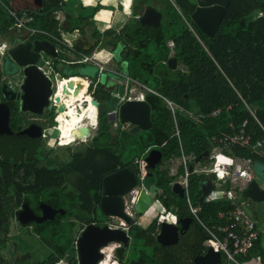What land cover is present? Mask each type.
<instances>
[{
    "label": "trees",
    "instance_id": "16d2710c",
    "mask_svg": "<svg viewBox=\"0 0 264 264\" xmlns=\"http://www.w3.org/2000/svg\"><path fill=\"white\" fill-rule=\"evenodd\" d=\"M3 1L9 3L8 0ZM149 1L162 13L161 26L157 31L144 33L131 19L119 31H104L95 41L93 49L108 48L113 52L118 45L121 46L125 74L151 90L145 92L144 100L151 108L152 127L136 135L121 132L122 140L116 141L112 123L108 124L106 115L98 117L92 136L74 150L66 149L64 175L50 173L49 179L51 184H65L68 214L73 218L75 211L80 210V223L64 224L65 249L70 247L73 250L79 228L92 223L105 224L106 217L99 208L102 179L156 150L154 165L149 164L143 179L144 187L148 191L154 187L153 199L160 203L162 210L173 211L178 219L191 218L192 221L188 230L179 235L178 243L170 247L156 243V220L152 219L145 228L131 227L130 256L125 263L194 264L196 257H202L207 252L203 246L207 237L192 217L185 197L180 198L171 190V184L184 175L183 165H179L177 173L171 175L169 164L178 160L181 154L191 157L186 163V168H192L188 174L190 202L193 207L199 208L200 221L219 236L222 234L216 229L227 224L228 213L234 205L228 199L197 203L201 195L200 182L206 175L213 181L215 177L193 172L196 164L205 166L209 163L208 157L201 156L206 151L210 153L211 139L237 133L246 121L243 130L249 137V144L228 147L223 153L249 160L254 178L264 181V1L230 0L219 30L212 39L202 34L189 20L193 7L186 0H133L132 14H140ZM67 6V2L61 0H46L42 10L26 11L32 19L27 26L57 38H60L61 31L77 29L84 34V27L91 24L89 18L92 14L85 16L80 10L77 14L71 13ZM80 9L84 7L81 5ZM56 11L64 13L62 25L55 17ZM1 17L0 32L6 34L11 21L8 24L2 13ZM36 37L55 44L46 36L36 34ZM168 42L173 43L172 48ZM171 51L177 59L174 70L166 64ZM96 80V77L91 79L90 90ZM94 89V100L104 103L107 110L111 109L114 104L110 106V91L100 82ZM237 93L253 110L262 128ZM163 99L173 102L178 108L171 112ZM216 109L219 110L217 115H209ZM175 123L179 139L174 135ZM257 142H261L260 147H256ZM62 179L64 182H61ZM223 188L228 189L229 184H224ZM256 256L264 264L262 237L245 256L237 259L243 261ZM71 264H75L73 259ZM216 264L231 263L222 256Z\"/></svg>",
    "mask_w": 264,
    "mask_h": 264
},
{
    "label": "flooded vegetation",
    "instance_id": "af4514ba",
    "mask_svg": "<svg viewBox=\"0 0 264 264\" xmlns=\"http://www.w3.org/2000/svg\"><path fill=\"white\" fill-rule=\"evenodd\" d=\"M6 20L9 24L7 16ZM17 33L11 23L6 34L0 32V264H71V259L75 264H82L87 258H83L76 250V240L82 228L78 229L72 250L70 247L65 249L64 227L67 222H81L80 210L75 211L73 218L68 214L65 207V184H51L49 174L64 175L66 149L74 150L83 142L76 140L65 146L64 141L59 142L58 134L55 133L56 140L50 145V132H55L51 126L55 118L54 109H49L46 104L40 114L21 110L19 87L23 75L6 54ZM3 43L6 49H3ZM3 84L7 85L11 93L10 99L1 93ZM25 107L39 110V106L30 103ZM88 120L93 123V116ZM92 133L89 131L87 139ZM127 197H124L125 210ZM102 215L106 219L101 226L124 231L129 238L127 243H117L119 246L113 251L111 259L112 264H126L132 243L130 228H145L151 218L137 215L133 211V215L128 214L131 223L127 225L121 219ZM105 247L102 246L98 251L101 259L97 264L103 259L102 250Z\"/></svg>",
    "mask_w": 264,
    "mask_h": 264
},
{
    "label": "water",
    "instance_id": "95a60500",
    "mask_svg": "<svg viewBox=\"0 0 264 264\" xmlns=\"http://www.w3.org/2000/svg\"><path fill=\"white\" fill-rule=\"evenodd\" d=\"M192 7L193 11L189 20L204 35L214 38L217 34L222 18L230 0H186ZM264 0H256L261 3ZM12 9L21 8L38 12L42 10L45 0H8ZM174 8L175 5L171 2ZM162 13L153 6H146L143 12L135 18V22L139 25V30L146 32H155L161 26ZM74 45L83 51H88V45L91 46L90 40L85 37L75 39ZM6 54L21 69L23 75L22 84L19 87V100L22 104V111H31L40 114L41 108L48 104L49 109L52 105L49 102L51 95V83L43 74L40 67L45 64V57L57 59L58 52L56 46L40 38H34L26 32H18L13 37V44L7 49ZM167 66L174 70L177 67V59L169 57L166 61ZM61 80L62 76L58 75ZM63 88V92L67 95L73 94L80 84L77 82H68ZM1 93L6 99H10L11 93L7 89V85L1 86ZM55 101H59L55 98ZM27 103L33 106H39V110L34 108H26ZM92 105L97 108L98 117L106 115L107 107L104 103L96 100L92 101ZM63 106L58 107V111L62 112ZM108 120L114 117L107 116ZM118 121L121 125L129 124V134L136 135L140 131H147L152 127L151 108L147 101H125L118 108ZM81 138L89 136V130L80 127ZM157 155L156 150H151L144 158L146 163L145 171L149 169V164L154 165L153 158ZM201 157H208V152L203 153ZM200 157V158H201ZM199 158L196 160L198 162ZM192 168L189 167V171ZM140 185V178L137 169L133 163L119 169L111 174L106 175L101 183V200L100 210L107 217H113L123 220L127 225L131 223V217L125 212L124 197H126L133 189ZM213 188V181L209 175H206L200 182L201 195L197 203L206 202V196ZM172 192L180 198L184 197V190L179 183L171 186ZM240 196L244 200L253 203L264 202V189L261 188L258 181L253 179L247 186L242 189ZM243 210L248 218L252 217V212L248 205L243 206ZM192 219L180 218L177 223L162 222L159 226L158 233L155 237L156 243L160 246L170 247L178 243L179 235L187 231ZM121 233V235L119 234ZM121 236V237H120ZM129 238L124 231H118L108 226L89 224L85 226L80 236L76 240V250L85 259L82 264H97L101 255L98 253L102 246H109L116 243H126ZM97 242V243H96ZM92 258V259H90ZM90 259V260H89ZM220 253L214 252L212 248H208L202 257H196L194 264H216L219 262Z\"/></svg>",
    "mask_w": 264,
    "mask_h": 264
},
{
    "label": "built area",
    "instance_id": "2783aa9c",
    "mask_svg": "<svg viewBox=\"0 0 264 264\" xmlns=\"http://www.w3.org/2000/svg\"><path fill=\"white\" fill-rule=\"evenodd\" d=\"M0 5L2 9L5 11L8 19L11 21V25L14 28L26 30L31 35L37 34V35L46 36L54 40L56 44H58L61 48L70 50L74 52L75 55L78 56V59L66 61L65 62L66 64L68 65L91 64L98 69V72L103 73L107 71L115 74L118 78L122 80L121 82H119V86L123 88L122 94L119 95L118 93H115L114 92L115 89L110 92L111 97L115 98V103L111 109L106 111L107 116L114 117L112 120H108V124L110 125L111 122H116L117 125V128L115 127L116 141L122 140L121 135L119 133L129 131L130 126L129 124L121 125L119 123L117 118L119 106L125 101H133V100L143 101L145 92L151 90L141 85L140 83L130 79L128 76L120 73V71L109 69L107 65L109 64L110 59L103 60L104 62L100 63L97 60L98 58H96L95 54H85L83 52H79L71 44L64 43L59 38L54 37L43 30H38L28 27L27 23L30 22L32 19L29 15L26 14V12H21L12 9L9 3L7 4L3 0H0ZM57 12L58 11L55 12V17L59 21L60 17L57 14ZM2 46L3 49L4 48L6 49V47H4V43L2 44ZM168 46L172 47L173 43L169 42ZM46 66L47 65H44L40 67V69L51 83L50 85L51 95L49 97V102L52 105V108L54 109L55 112L54 122L56 123L55 125L52 126V129L55 131V133L58 134L59 142H63L64 138L62 137L63 136L62 132L59 130L61 125L66 124L67 117H70L68 115L69 111L72 109L76 112L75 113L76 115H79V118L77 119H80L82 117L81 113L88 108V106L90 105L89 101L92 105V101L94 100L93 93L96 84H94L93 88L90 90L89 86L91 84V81L84 80L87 83L84 93L82 94L81 97L78 98V100L75 101L74 105H71L72 104L71 103L72 99L70 97L71 95H67L66 93H64L63 88L66 86V82H70L71 80L80 79V78L62 77V79L59 80L58 75L55 74L52 68L49 67L48 69ZM87 97L89 101H86ZM55 98H58L59 101H55ZM163 100L165 101L171 112H173L175 108H178L177 105H175L173 102L167 99H163ZM60 106L64 107V110L62 112L58 111V107ZM94 108L96 112V118H95L96 119L95 129H96L98 125V115H97V108L95 106ZM218 113L219 110L216 109L213 110L209 115L215 116ZM81 125L82 123L77 124V127H75V129L80 128ZM245 125L246 122H243L240 130L231 136H222L218 138L213 137L211 139L212 149L209 155L210 166L205 169L195 168L193 170V172L195 173L212 174L215 177V180L213 181V188L205 198L206 202H210L218 199H228L234 205V209L228 213L227 224L224 226H219L216 229L220 234H222V236H219L216 232L208 229L205 225H203V223L200 221L198 217L199 208L193 207L190 202V198L188 194V179H187L189 172L188 169L186 168V163L187 160H189V158L185 157L183 154H181L180 161L182 165L185 167V170H184L183 179L179 183L181 184L184 190V197L188 203L192 217L197 222V224L203 229L207 237V239L203 242V245L206 248H212L215 252L222 253L233 264H262L261 258L259 256L243 261H239L237 259V257L245 256L247 254L249 249H251L253 245L259 240L261 232L258 228L257 220H255L254 218H248V216L245 214L243 210V206L245 204L241 202L239 199L241 190L244 189L247 186V184L253 180V176L250 174L248 170L249 161L240 160L235 157H230L223 153V151L228 147H232L237 144L240 145L249 144V137L245 135V132L243 130ZM174 129H175L174 135L177 137V139H179V130L176 123ZM86 139H87L86 136L84 138L74 137L72 142L76 140H80L81 142H84ZM71 143H69L68 145H70ZM256 146L260 147L261 143L257 142ZM218 158L221 159L217 161ZM237 161H240L242 163V167H239L237 165L236 163ZM133 164L137 169V174L140 178V185L137 188L133 189L127 195L128 196L127 206L125 211L130 215H133L134 204L138 196L140 195L141 189H143L145 193L150 194L148 189L145 188L143 185V179L146 174L145 171L146 163L143 159V156L137 158ZM232 166H234L235 168L232 169ZM226 183L229 184L228 189L223 188V185ZM156 213L154 216H152V219L156 220L158 229L160 224L164 221L174 224L177 223L178 221V218L173 211L163 210L161 212L156 211ZM118 246L119 244L117 243L106 246L102 250L103 259L99 264H109L110 260L113 258V251Z\"/></svg>",
    "mask_w": 264,
    "mask_h": 264
},
{
    "label": "rangeland",
    "instance_id": "374dc122",
    "mask_svg": "<svg viewBox=\"0 0 264 264\" xmlns=\"http://www.w3.org/2000/svg\"><path fill=\"white\" fill-rule=\"evenodd\" d=\"M68 2H69L68 6L70 5L69 6L70 10H73L74 8L76 9L77 6H79V4L83 3L81 0H79V1L78 0H69ZM116 4H118V3L116 2ZM103 6H105V5L98 7L94 12L92 11L93 8L89 7V5H83L84 9H82V10L80 8L79 9H80L82 15L90 16L92 14V16L89 18V20L93 25H96V27H98L100 30L107 28L112 23H113L114 28L119 27L120 24H122V22L125 20V16H123L121 8L119 6H117V11H116L114 4L109 5V6H105V7H103ZM1 12H2V14H4L5 17L7 16L4 13L3 9H1ZM112 12L115 15H114L113 21L111 23ZM17 31L20 32L21 30L17 29ZM61 38L65 42H71V37H69L68 35H65L62 33ZM58 49L60 50L59 55H58L59 59L52 60L48 57H45V61H47L46 67L48 69H49V67H51L56 75H60L63 78L69 77V76H81V77L86 78V79H89V78L92 79V78L96 77L100 81L101 85H106L109 81H113V82L115 81L114 84L116 83V85H115L116 87H115L114 92L118 93L119 95L122 94L123 88L122 87L120 88V86L117 85V82H118L117 80H119V78H117L116 75L108 73V72H103V73L98 72V69L95 66L90 65V64L78 65V66L68 65L65 63V61L76 60V59H78V56L75 55V53L72 51H67L66 49L62 50L61 47H59V46H58ZM121 51H122L121 46L118 45L117 48L112 52L111 57L115 63V66L117 67L118 71H120V73H122V74H125L126 65H125V63L122 62V60L120 58V52ZM114 103H115V98L111 97L110 106H112ZM52 115H53V113H52ZM55 124L56 123L54 121H51V126L55 125ZM59 130L62 132V127H60ZM94 131H95V129L92 130L91 132H94ZM62 135L65 136V138L63 140L64 141L63 145L69 144L70 142L73 141L74 137H78L77 135H75V136L71 135L70 136L72 138L71 139L69 137L68 133L63 134V132H62ZM64 136H62V137H64ZM79 137H81V136H79ZM50 138H51L50 139V145H53L55 140H56L55 132H50ZM66 140H71V141L69 142ZM66 142H68V143H66ZM220 159L221 158H218L217 161H219ZM209 164H210V161H209ZM209 164H207V167L210 166ZM211 164H212V162H211ZM179 165H181L180 159L171 161L169 164L170 171L175 172ZM200 167H201V165H198V164L195 166V168H197V169H199ZM258 182L261 183L260 180H258ZM153 192H154V187L149 188L150 194L145 193V191L143 189H141L140 195L138 196V198L134 204V212L137 215H142L145 217L148 216V217L152 218V216H154L156 213V209L160 210L159 206H157L155 200L153 199V196H152ZM246 202H247V200H246ZM250 205L252 207L253 214H255L254 219L257 220L258 228L261 232V237L263 238V241H264V202L251 203ZM150 206H152V207L150 208Z\"/></svg>",
    "mask_w": 264,
    "mask_h": 264
},
{
    "label": "crops",
    "instance_id": "0c3cea01",
    "mask_svg": "<svg viewBox=\"0 0 264 264\" xmlns=\"http://www.w3.org/2000/svg\"><path fill=\"white\" fill-rule=\"evenodd\" d=\"M46 1V0H45ZM61 1H64V2H67V5H68V1L69 0H61ZM79 1V0H78ZM83 3L82 4H79V6L81 7V5L83 6V5H89V7H92V8H98V7H101L102 5H105V6H109V5H112V4H114V6H115V9H116V11H117V6H119L120 8H121V10H122V14H123V16H125V20L122 22V24H120V26L119 27H117V28H114L113 27V23H112V21H113V17H114V13L112 12V16H111V25H109L107 28H104V29H102V30H100L98 27H96V25H93L91 22V24L90 25H87V26H85L84 27V34H80L79 33V31L77 30V29H75V30H73L72 32H63V31H61L60 32V40H62L64 43H67V44H71L72 46H74V48L77 50V51H79V52H83V53H85V54H95V56H96V58H98L97 60L100 62V63H102V62H104L103 60H107V59H110V62H109V64L107 65V67L109 68V69H111V70H118L117 69V67L115 66V63H114V61H113V59H112V57H111V55H112V52H110L109 51V49L108 48H103V49H100V48H98V47H95L94 49H93V46H94V43H95V41L98 39V37H99V35H102L103 33H104V31H107V30H109V29H112V30H114V31H119L122 27H123V25L124 24H126L129 20H131V19H134L135 20V18H137L140 14H138V15H133L132 14V8H131V6H132V2H133V0H81ZM116 2L118 3V4H116ZM172 2V1H171ZM127 3V4H126ZM152 4V2L151 1H149L148 2V5L147 6H153V5H151ZM70 6V5H69ZM69 6H68V8H69ZM79 6H77V8L75 9H73V10H70V8L68 9L69 11H71V13H74L75 12V14H77L78 12H79ZM105 6H103V7H105ZM154 7V6H153ZM155 8V7H154ZM15 10H17V11H21V12H26L27 10H24V9H21V8H17V9H15ZM29 11H31V10H29ZM193 11V10H192ZM192 13V12H191ZM57 14L59 15V17H60V19H59V23H60V25H62L63 23H64V19H65V16H64V13H63V11H58L57 12ZM191 15V14H190ZM259 16H261V15H259ZM162 21V20H161ZM16 29H18V28H16ZM21 31L20 32H26V33H28L26 30H23V29H20ZM65 34V35H68L69 37H71V42H65L62 38H61V34ZM29 34V33H28ZM29 35H31V34H29ZM31 36H35V35H31ZM206 36V35H205ZM79 37H85L86 39H88V40H90V42L92 43V45L91 46H89L88 45V48H90V49H88V51H83V50H81L80 48H78L77 49V47L74 45V41H75V39H77V38H79ZM206 37H208V36H206ZM36 38H39V37H36ZM208 38H210V37H208ZM40 39H43V38H40ZM212 39V38H211ZM43 40H46V39H43ZM47 41H49V40H47ZM50 42V41H49ZM52 43V42H51ZM169 43V42H168ZM54 44V43H53ZM55 46H56V50H57V52H58V55H59V52H60V50L58 49V44H56V42H55V44H54ZM60 47V46H59ZM173 47V46H172ZM172 47H170V48H172ZM62 50H64V48H61ZM91 49H93L91 52H89V50H91ZM67 50V49H66ZM67 51H70V50H67ZM169 57H173L172 56V51L170 52V55H169ZM120 58H121V54H120ZM57 59H59V58H57ZM52 60H54V59H52ZM56 60V59H55ZM47 61H45V64L44 65H47V63H46ZM66 62V61H65ZM43 65V66H44ZM74 65H85V64H74ZM74 65H71V66H74ZM91 65V64H90ZM42 67V66H41ZM107 72V71H106ZM108 73H110V72H108ZM111 74H113V73H111ZM115 75V74H114ZM124 75H126V74H124ZM127 76V75H126ZM69 77H77V78H80V79H83V80H87V81H91V79L89 78V79H86V78H83V77H81V76H69ZM118 78V77H117ZM118 82H117V85L119 86V82L121 81L120 80V78H119V80H117ZM100 81L98 80V78H97V80H96V82L94 83V84H96L97 85V83H99ZM115 82V81H114ZM114 82L113 81H109L106 85H104L105 86V88L106 89H108L110 92L111 91H113L114 89H115V85H116V83L114 84ZM95 85V86H96ZM90 88V87H89ZM121 88V87H120ZM95 90V89H94ZM238 94V93H237ZM238 96H239V98L241 99V101H242V103L244 104V106H245V108L249 111V113L252 115V117L254 118V120L259 124V126L262 128V126L260 125V123L258 122V120L256 119V117H255V115H254V112H253V110L246 104V102L240 97V95L238 94ZM244 122H246V121H244ZM85 124H87V122H85ZM94 126H95V124L93 125H88L87 127H92V128H94ZM261 143V142H260ZM67 146H69V145H67ZM257 147V146H256ZM208 155H210V153L208 152ZM230 157H234V156H230ZM189 159L191 158V157H188ZM235 158H238V157H235ZM180 159V158H179ZM208 159H209V156H208ZM238 159H240V160H244V159H241V158H238ZM188 161V160H187ZM249 161V160H248ZM197 163V162H196ZM237 163V165L239 166V167H242V163L240 162V161H237L236 162ZM209 164V163H208ZM181 165H182V163H181ZM197 165V164H196ZM195 165V166H196ZM195 166H194V168H193V170L195 169ZM184 167V166H183ZM205 169V168H208L207 167V165H205V166H201L199 169ZM235 167L234 166H232V169H234ZM170 169V168H169ZM178 169V168H177ZM188 169V172H189V168H187ZM197 169V168H196ZM184 170H185V167H184ZM248 170H249V172H250V174L253 176V179H255L256 181H258L256 178H254V172H253V170H252V167H251V162L249 161V164H248ZM177 173V170L174 172V171H170V174L171 175H175ZM199 174V173H198ZM205 174V173H204ZM183 179V176H179V178H178V180L176 181V182H174V183H179L181 180ZM188 179V178H187ZM213 181V180H212ZM260 181H261V183L260 182H258L259 183V185L261 186V188L262 189H264L263 187H264V181L263 180H261L260 179ZM174 183H172V184H174ZM172 184H171V186H172ZM180 184V183H179ZM181 185V184H180ZM242 191V190H241ZM240 201L241 202H243L245 205H248L249 206V208H250V210H251V212H252V217L251 218H254L255 217V214H253V211H252V207H251V203H253V202H251V201H249V200H247V202H246V200H244V199H242L241 198V196H240ZM157 204V203H156ZM159 204L160 203H158L157 204V206H159ZM150 207H152V206H150ZM159 208H160V206H159ZM156 211L157 212H160V211H163L161 208H160V210H158V209H156ZM142 216V215H141ZM143 217H145V216H143ZM151 218V217H150ZM151 220H152V218H151ZM197 223V222H196ZM204 225V224H203ZM158 227H157V233H158ZM157 235V234H156ZM260 237H261V233H260ZM259 237V238H260ZM156 241V240H155ZM204 246V245H203ZM205 247V246H204ZM206 248V247H205ZM207 249L208 248H206V251H207ZM213 250V249H212ZM214 251V250H213ZM215 252V251H214ZM220 253V252H219ZM222 256H224L225 257V255H223L222 253H220V257H222ZM254 258V257H253ZM225 259H226V261L228 262V263H231V264H233L232 262H230L226 257H225ZM111 261V260H110ZM110 264H112L113 263V260L111 261V262H109Z\"/></svg>",
    "mask_w": 264,
    "mask_h": 264
},
{
    "label": "bare ground",
    "instance_id": "6f19581e",
    "mask_svg": "<svg viewBox=\"0 0 264 264\" xmlns=\"http://www.w3.org/2000/svg\"><path fill=\"white\" fill-rule=\"evenodd\" d=\"M70 82H76V83L78 82L80 84V86L76 90H74L75 92H73L72 96H70L71 99H72L71 100V103H72L71 105H74L75 101L78 100V98L81 97L82 94L84 93L87 83L83 79H74V80H71ZM67 83L68 82H66V85H68ZM86 101H89L88 97L86 98ZM89 104L90 105L88 106V108L81 113L82 117L80 119H77V118H79V115H76L75 114L76 112L71 108L72 110H70L69 114H68L70 117H67L66 124L65 125H61L63 134L68 133L69 137L71 135L80 136V132L78 130L79 128L78 129L74 128V127H77V124L82 123V125L80 126L82 128H86L87 125L96 124L95 108H94V106L92 107L90 101H89ZM90 116H93V118H94L93 123L90 122V120H88L90 118ZM85 122H87V124H85ZM111 123H112V127L113 128H115V127L117 128L116 122H111ZM86 129L89 130V131L90 130L92 131V130L95 129V126H94V128L88 127Z\"/></svg>",
    "mask_w": 264,
    "mask_h": 264
}]
</instances>
